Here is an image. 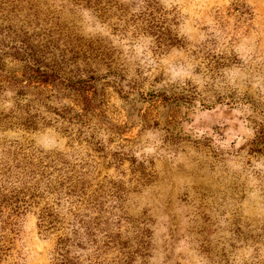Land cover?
I'll use <instances>...</instances> for the list:
<instances>
[{"label": "rangeland", "instance_id": "rangeland-1", "mask_svg": "<svg viewBox=\"0 0 264 264\" xmlns=\"http://www.w3.org/2000/svg\"><path fill=\"white\" fill-rule=\"evenodd\" d=\"M262 129L264 0H0V264H264Z\"/></svg>", "mask_w": 264, "mask_h": 264}, {"label": "trees", "instance_id": "trees-1", "mask_svg": "<svg viewBox=\"0 0 264 264\" xmlns=\"http://www.w3.org/2000/svg\"><path fill=\"white\" fill-rule=\"evenodd\" d=\"M27 52L28 51H24L22 53L21 59H23L26 64L23 69V80L20 81H26L29 85L36 83L45 86H62V88L74 91L78 95H81L86 106H90L92 98H90L87 93L92 87H94L90 81L95 79V77L89 80L65 79L54 67L44 64L39 58L35 57L30 52ZM23 82L20 83L22 84ZM250 144H252V148H255L257 151L264 149V129L258 132V134L251 140Z\"/></svg>", "mask_w": 264, "mask_h": 264}]
</instances>
